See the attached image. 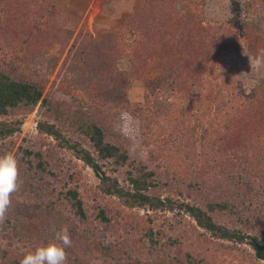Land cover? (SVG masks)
Masks as SVG:
<instances>
[{
    "label": "rangeland",
    "instance_id": "rangeland-1",
    "mask_svg": "<svg viewBox=\"0 0 264 264\" xmlns=\"http://www.w3.org/2000/svg\"><path fill=\"white\" fill-rule=\"evenodd\" d=\"M26 1L31 7L34 4V6L40 8L39 0ZM46 1L47 3L45 4L48 7L52 5L54 16L46 15L45 18H42L39 10H37L36 12L33 11L26 20L24 24L26 26L23 24V27L13 26L19 35H22L20 34L21 31L25 34L22 36L33 40V38L38 36L49 39L47 36L50 32L54 33L51 31L54 28V24L58 25L59 31L57 32L56 41L59 42L55 45H50L54 56L51 52L46 54V58L40 55L37 63L39 64L38 61L42 62L44 67L39 68L38 65H35L38 68L37 71L40 70L41 77L44 76L48 79L43 90V98L51 103L62 104L64 106L63 109L67 108L65 113L69 112V108L75 110L77 107V103L74 102L72 96L77 95L85 103L90 101L91 98L87 94H83L80 91L73 92L72 81L74 76L66 71V67L67 63H70L71 48L76 43L79 44L86 33L91 34L95 40L99 36L105 35L106 42L115 41L122 47L124 46V49H127L123 51L124 53L121 56L114 57V62L108 61L103 56L107 64L110 65L112 63L115 69L111 72L112 77L110 79L107 77V82L103 81L104 89L98 88L95 93L97 97H102L105 94L104 91H106L110 96H114V98L109 100L108 104L116 103L117 105L106 107L105 105L108 104L101 102L102 104H97L96 108H94V112H96L94 114L97 118H102L109 128L114 129L122 136V146L126 148L130 158L128 164L133 163L132 161L141 162L148 167L149 171H155L156 181L159 184L167 181L169 183H179L182 195L180 193L176 195L173 190H170L163 196L171 198L174 203L175 201L185 200L199 204L200 201L207 198L205 193L209 194V200L220 196V191L218 192L216 186L219 176L216 170L215 172L207 171L202 179L207 185H205L204 195L193 194L194 201L191 197L186 198L185 179H188L194 173V166H198L201 159L205 160L206 158L210 162L212 156L213 159L216 158V141L219 138L215 137L213 128L208 124L204 126L205 132H208L207 140L204 141L205 144L195 136L189 141H187L189 137H183L184 133H189L184 126L194 125L201 114L200 109L193 107V105L184 100H179L183 93L181 94L176 90L172 92L164 91L165 87L160 88V104L152 108L155 111L153 119L156 118L160 125L165 128L161 129L159 136L156 134L159 129L155 128V125L151 126L154 132L149 131L148 133L144 132L145 134L143 133V135L141 134L140 117L142 114H140V108L148 102L145 100V96L150 86L159 82L157 79L159 71L158 65L153 58L148 59L142 69H139L135 64V51L132 49L136 50L137 53H142L145 50L153 51L156 47H160L154 45V38L162 39V34L165 40L168 38L165 36V34L168 35V32L163 30V27L160 26V21L153 14V11L157 13L161 6L164 9L166 8V10L176 9L178 13H188L191 15L190 17L196 16L194 19L196 18L198 22L200 20L203 28L220 27L219 24H226L230 25L229 27L235 32L242 28H257L264 35V26L259 24L264 4L258 0ZM256 1L259 2L257 5H255ZM41 13H43V10ZM135 16H139L138 19L134 20ZM158 16L160 15L158 14ZM130 23H139L136 27L138 30L130 26ZM125 24L128 27H123ZM165 24L167 27H172L167 23ZM189 26L181 28L186 29L183 30L182 36L191 29ZM39 27H41V30L37 31ZM3 31L8 38L12 37L11 33L10 35L8 33V27L4 28ZM107 33H110V36H107ZM237 35V40L240 41L242 36ZM107 37L110 38V41ZM196 38L197 35H194V40H197ZM171 39L166 40V42L169 43ZM3 40L4 36L1 37L0 35V55L3 57L5 53L4 55L7 56L5 62H9L8 64L3 63L2 68L7 71L10 70L8 65L11 61H13L14 66L20 64L24 59L23 53L25 52L18 49L11 51ZM239 43L242 48L247 49V44L245 45L244 42ZM129 45L134 47L132 49L131 47L128 48L127 46ZM193 47H196L199 52L205 53L206 51L198 44L196 46L193 44ZM59 49L60 55L58 54ZM235 52L226 50L225 54L222 53L217 67L215 69L211 68L210 72L203 73L199 86L194 85L191 87L192 93L190 96L199 101V99L205 97L209 88L214 91L221 89L222 95L227 98H229L228 96L233 97L232 99L230 98V101L228 100L230 102L228 105L231 107L234 105L235 100L238 101L239 99L240 102L241 99L245 100L252 96L254 86L264 82V67L256 71L252 67V61L255 56L247 50L243 51L242 49L238 53ZM162 53H166V51ZM26 55L31 56L29 53ZM49 55H51L54 62H58L55 68H52L54 62L49 60ZM238 82L241 84L240 88L237 87ZM65 83L70 86L67 91L63 87ZM121 85L124 88H121ZM122 98L124 103L120 105L117 101H121ZM180 103L183 107L190 108V113L179 117L177 109L180 108ZM44 110L45 108L38 103L32 112L27 113L21 110L16 111L12 115L0 117V123H5L10 127H13L15 122H19L18 125L14 126L17 127V130L11 136L5 140H0V153L1 155L9 152L13 153L19 161V169L24 171L25 174H29L28 179H31L34 190L43 187V190H38L41 197L36 191L24 190L25 192L21 193L20 189L12 194L10 206L12 208L10 210L12 212L17 211L18 216H24L29 211H34L37 207L41 208L44 205H47V212H56L60 208L64 215L68 216L70 214L69 205L66 204V200L60 194L69 189L76 191L83 202L87 220L80 222L77 217H72V221L59 226L60 228L63 226L69 228L72 246L67 248L68 255L78 254L83 240L78 238L77 235H83L85 230L84 239H87L86 242L90 245V250H92V253L85 256L87 264H167L168 260L173 259L175 256H182L185 251H193L197 258L204 259L208 264H263L262 261L255 260L253 252L247 245L215 240L208 234L206 235L204 230L196 227V223L186 215L168 212L165 209L152 211L147 208H126L116 196L104 194L101 190L102 179H98L93 169L82 161L80 156L76 155H80L83 151L93 153L91 143L78 130L76 124L70 127L67 123H64V120L56 122L53 118L45 116ZM214 116L211 113L206 117L209 119ZM45 121L55 127L54 130L57 132L58 138L39 132L37 126ZM204 129L200 130L199 137L203 134ZM148 135L154 137L152 139L153 141L156 140V143L147 142ZM180 138H184L183 141H179ZM162 142L165 144L163 145ZM71 145H74V148H71ZM24 149L32 151L34 154L39 153L46 163L42 168H47L50 172L42 171V168H38V158L34 155L29 158L24 157ZM154 156H158V160ZM93 158L102 167L101 170L105 172V176L111 180L115 178L118 180L119 185L124 184L125 187H129L128 182H124L123 179L125 177V169L131 170L130 166L118 168L119 170L115 171L112 164L97 160L95 154ZM25 161L31 162L29 167ZM104 163L106 164L104 165ZM166 172L169 174L165 175ZM24 173L23 175H25ZM240 176L246 179L247 177L249 178V175L246 174H241ZM41 179L44 180L41 181ZM180 179L182 181L184 179V181L180 183ZM250 179L249 182L253 185V191L247 194L242 193L240 189L243 188L242 186L239 189H237V185L234 187V183L227 186L229 190L235 193L239 190L238 197H232L230 200L238 203L241 217L249 220L259 219L262 223L264 222L263 213H261L264 208V183L258 182L253 177ZM173 189L178 190L175 186ZM51 208L52 210H50ZM100 209H103L110 219V224L106 230H104L105 223L100 222V219L97 218ZM11 217H9L10 222ZM12 219H16V217L13 216ZM44 220L43 223H38V225L43 224L41 230L38 225H34V220L22 230L20 228L21 222L18 221L19 234L17 235L10 233L12 229L10 225L4 231V226H7L6 223L0 224L1 254L15 260L21 254L24 256L28 252L34 251L35 248L44 245L45 242V245L50 242L58 243V241H55V231L60 228H57L58 225L53 221L54 219L48 218L47 220L49 221H47L45 218ZM219 221L229 228L234 227L235 223L241 227L236 222V219L229 220L227 215L219 217ZM168 223H171L174 227L171 229L168 227ZM148 227H153L155 233L158 230L161 233L158 238V244L150 242V239L147 238ZM36 228L42 238L36 239L34 237ZM152 237L157 239L156 235ZM168 237H177L181 239L182 244L171 247L166 243ZM98 242L102 243L103 246L113 245L114 255L116 256L114 261L100 257V253H97L98 246L96 247ZM220 244H223L224 247Z\"/></svg>",
    "mask_w": 264,
    "mask_h": 264
},
{
    "label": "trees",
    "instance_id": "trees-1",
    "mask_svg": "<svg viewBox=\"0 0 264 264\" xmlns=\"http://www.w3.org/2000/svg\"><path fill=\"white\" fill-rule=\"evenodd\" d=\"M258 1L264 4V0ZM259 2L256 1L255 5ZM38 3H40V8L34 6V4H32L31 7L26 0H0V35L1 37L4 36L3 41L11 51L18 49L25 52L23 53L24 59L20 62L22 65L17 64L14 66L13 61H11L8 65L10 70L7 71H4L2 68L3 63H9L5 62L7 56L4 55L5 53L3 57L0 55V117L12 115L16 111L21 110L27 113L32 112L38 103H40V106L45 108V116L53 118L56 122L64 120V123H67L70 127L76 124L78 130L91 143L93 153L96 155L97 160L112 164L115 171H118V168H127V166H130L131 170L125 169L124 171L125 177L123 181L128 182L129 185V187H125L124 184L119 185L117 179L114 178L111 180L109 177L105 176V172L101 170L102 167L94 160L93 153L83 151L80 155L76 154L93 169L98 179H102L101 190L104 194L116 196L126 208H147L152 211L165 209L168 212H177V214L186 215L196 223V227L204 230L206 235L208 234L215 240L227 241L238 245H247L253 252L255 260L262 261L264 264V222L261 223L259 219L249 220L241 217L238 203L230 200L232 197H238L239 190L236 194L234 191L227 188L228 185L234 183V187L237 185V189H239L242 186L243 188H240L242 193L247 194L253 191V185L249 182L251 180L250 178L253 177L258 182L264 183V82L254 86L252 96L249 98L245 100L241 99L240 102L239 99L238 101L235 100V103L233 102L234 105L231 103L233 105L232 107L228 104H230V98L232 99L233 97H225L221 94V89L214 91L212 88H209L205 97L199 99V101H196L194 97L190 96L192 93L191 87L200 85L203 73L210 72L211 68L215 69L220 63L222 53L225 54L226 50L236 51L235 53H238L243 49V51L247 50L254 56L261 50H264L263 32L258 31L257 28H242L235 32L229 27L230 25L226 24H219L220 27L203 28L200 20L198 22L196 18L194 19L196 16L190 17L191 15L188 13H178L176 9L166 10V8L164 9V7L161 6L157 13L153 11V14L157 20L160 21V26L163 27V30L168 32V35L165 34V36L168 37L166 40L172 38L171 41L167 43L162 34V39L154 38V45L160 47H156L153 51L145 50L142 53H137L136 50L132 49L134 46H127L135 51V64L139 69H142L148 59L153 58L158 65L159 71V77L157 78L159 82H157L156 85L150 86L145 96V100L148 102L140 108V114H142L140 117L141 134L143 135L144 132L148 133L149 131L154 132L152 131V127L155 125V128L159 129L156 133L157 136H159L161 134V129L165 128L160 125L156 118L153 119L155 111L152 109L160 104V88L165 87L166 89L164 91L168 90L172 92L176 90L181 94L183 93L184 96L182 94L181 99H179L180 101L184 100L193 105V107L200 109L201 114L198 117L199 120L197 119L194 125L184 126L185 130L189 132L184 133L183 136L189 137L187 141L192 140L195 136L199 141L204 143L208 135V132H205L204 129L205 124L211 125L215 137L219 138V140L216 141V158L213 159L212 156L210 162H208L206 158L205 160L201 159L200 164L194 166V173L191 174L188 179H185V181L183 179V181L185 184L186 198L191 197L194 201L193 194L204 195L205 193L206 182L202 181V179L205 177L207 171L215 172L217 170L219 176L216 186L218 192L220 191L219 195L224 198L216 196V199L210 198L211 200H209V194L205 193L207 198H204L199 204L185 200L175 201L174 203L171 198L163 196L170 190H173L176 195L179 193L182 195L179 183H169L167 181L163 184H159L158 181H156L157 177L155 171H149L147 169L148 167L141 162L136 163L132 161L133 163L128 164L130 158L126 148L122 146V136L114 129L109 128L102 118H97L94 114L96 113L94 112V108H96L97 104H102L101 102L108 104L110 102L109 100L114 98V96L107 94L106 91H104L105 94L102 95V97H97L95 93L98 88L104 89L103 81L107 82L106 78L109 77L108 79H110V77H112L111 72L115 69L112 63L110 65L107 64L103 56H105L108 61L114 62V57L121 56L124 53L123 51L127 48L124 49V46L122 47L115 41H110L109 37L107 38L110 42H106L105 35H101L95 40L91 34L86 33L83 40H81L79 44L76 43L77 45L75 44L71 48L69 55L70 63H67L66 71L74 76L72 81L73 92L80 91L83 94H87L91 98L90 101L85 103L77 95L72 96L74 102L77 103V107L75 110H71V108L68 107L69 112L65 113L67 108L63 109L64 106L62 104L51 103L43 98V90L47 83L46 80L48 79L44 76L41 77L39 73L40 70L37 71L38 68L35 65H38L39 68H43L42 62L38 61L39 64L37 63L39 56L42 55L46 58V54H50V52L52 53L53 51L50 45H55L59 42L56 41L57 32L59 31V28H57L58 25L54 24V28L51 30L54 33H49L47 36L49 39L38 36L33 38V40H29L28 37L22 36L25 35L23 32L20 31L22 35H19L16 29L13 28V26L23 27L33 11L36 12L39 10L42 18H45L46 15L54 16V13H52V5L48 7V5L45 4L47 3L46 0H39ZM42 10L43 13H41ZM158 14L160 16H158ZM138 17L139 16H135L134 20L138 19ZM165 23L172 27H167ZM127 24L123 27H128ZM138 24L139 23H130V26L136 28ZM259 24L264 26V6ZM188 26L191 27V29L182 36L183 30L186 29L181 28ZM6 27H8L9 35L10 33L12 35L10 38H8L6 34L4 35L3 29ZM40 30L41 27L37 29V31ZM109 34L110 33H107V36H110ZM237 34L242 36L240 41L237 40ZM194 35H197V40H194ZM239 42H244L245 45L247 44V49L242 48ZM193 44L195 46L196 44L202 46L204 50H206L205 53L199 52L196 47H193ZM161 50L162 52L166 51V53H162ZM59 51L60 49L58 50V54L60 55L61 53H59ZM154 52L156 53L153 54ZM27 53L31 56H27ZM49 60L54 62L51 55H49ZM56 64H58L57 61L54 62L52 68H55ZM132 74L135 75L136 73ZM122 86L123 85H121V88H124ZM63 87L66 88L65 91L70 89L67 83H65ZM237 87H241L240 82H238ZM105 89L108 91L107 88ZM123 97H125V95H123ZM117 103L123 105V98L121 101H117ZM181 103L179 104L180 108L177 109L179 117L190 113V108L183 107ZM64 104L66 105V103ZM113 105L117 104L110 103L105 106L110 107ZM90 107L92 108L90 109ZM211 113L215 116L207 119L206 116ZM18 124L19 122H15L13 127H10L5 123H0V140H5L11 136L14 131L17 130V127L14 126ZM37 127L39 132L53 135L52 137L55 136L58 138V134L54 130L55 127L49 125L47 121L40 123ZM201 129H204V132L199 137ZM152 138L154 137L148 135V139H146L147 142L156 143V140L153 141ZM183 139L184 138H180L179 141H183ZM162 144L164 145L165 143L162 142ZM70 147L74 148V145ZM23 155L28 158L34 155L38 158V168H42L43 165H46L44 158H42L39 153L34 154L32 151L24 149ZM154 158L158 160V156H154ZM107 160H109L110 163ZM25 163L28 164V167L31 164L30 161H25ZM106 163H104V165ZM47 167L49 168V166ZM41 170L50 172L47 168H42ZM23 173L24 171L19 169L20 192L36 191L39 197H41L38 190H43V187L34 190L31 179H28L29 174L27 175V173H24L25 175H23ZM168 174L169 173L166 172L165 175ZM241 174L249 175V178L247 177L246 179L245 177H241ZM43 180L44 179H41V181ZM179 181L180 183L183 182L181 179ZM174 186L177 187L178 190L173 189ZM60 195L64 197L66 204L69 205L68 209L71 215L65 216L60 208H58L56 212H47V205H44L41 208L37 207L34 211H29L25 214V217V215L18 216L17 211L12 212L10 210L12 207H9L7 219L4 221L7 225L4 226V231H6L8 225H10V228L12 227L10 233L15 235L19 234L17 228L18 221L21 222L20 228L23 230V228L25 229L26 225L33 220L34 225H38V223H43L45 218L46 220L48 218L54 219L53 221L58 225L57 228L62 224L72 221V217H77L80 222L87 220L83 202L78 197L75 190L69 189ZM50 210H52V208ZM261 213H263L264 217V208ZM27 214H30L29 217ZM32 214L33 216H31ZM225 215H227L229 220L236 219V222H238L241 227H239L237 223H235V226L232 228L223 225L219 221V217ZM10 216H14L16 219H12L11 217L10 222ZM97 218L100 219V222L105 223L104 230H106L110 224V219L103 209L99 210ZM38 226L41 230L43 224ZM168 227L172 229L174 226L168 223ZM85 233L86 231L84 230L83 235H77L78 238H82L83 242L81 241L82 244L77 255H68V264H87L85 256L92 253V250H90L91 247L86 242L87 239H84ZM25 234L27 235L26 231ZM160 234L159 230L155 233L153 227H148L147 229V238L150 239V242L155 244H158ZM154 235L157 236V239L152 237ZM34 237L36 239L42 238L37 228ZM166 243L174 247L182 244V241L177 237H168ZM220 245L224 247L223 244ZM97 246V253H100L101 258L105 260L107 258L113 261L115 260L116 256L114 255L112 244L103 246L102 243L98 242L96 244V247ZM67 251L66 249V252ZM23 257V254H21L18 258L13 260L11 257L5 256L0 252V264H20ZM167 264L208 263L202 258H197L193 251H185L182 256H175L173 259L168 260Z\"/></svg>",
    "mask_w": 264,
    "mask_h": 264
},
{
    "label": "clouds",
    "instance_id": "clouds-1",
    "mask_svg": "<svg viewBox=\"0 0 264 264\" xmlns=\"http://www.w3.org/2000/svg\"><path fill=\"white\" fill-rule=\"evenodd\" d=\"M252 67L259 71L264 67V50H261L252 61ZM19 189V161L9 152L0 155V224L7 219L11 206L12 194ZM55 241L35 248L24 255L20 264H68L66 249L72 246L69 228L63 226L55 231Z\"/></svg>",
    "mask_w": 264,
    "mask_h": 264
}]
</instances>
